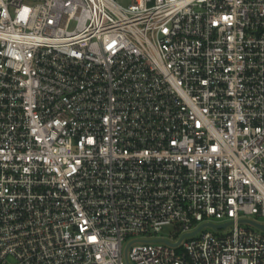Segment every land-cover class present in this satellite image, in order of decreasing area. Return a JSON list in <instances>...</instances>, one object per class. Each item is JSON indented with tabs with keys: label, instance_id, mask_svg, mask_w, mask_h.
Listing matches in <instances>:
<instances>
[{
	"label": "built area",
	"instance_id": "2783aa9c",
	"mask_svg": "<svg viewBox=\"0 0 264 264\" xmlns=\"http://www.w3.org/2000/svg\"><path fill=\"white\" fill-rule=\"evenodd\" d=\"M251 215L264 0H0V264H264Z\"/></svg>",
	"mask_w": 264,
	"mask_h": 264
},
{
	"label": "rangeland",
	"instance_id": "374dc122",
	"mask_svg": "<svg viewBox=\"0 0 264 264\" xmlns=\"http://www.w3.org/2000/svg\"><path fill=\"white\" fill-rule=\"evenodd\" d=\"M117 1H119L120 3H122L124 5H127L130 2V0H117ZM250 218L253 220H257V221H263L264 220L263 218H260L257 215H251ZM212 219L215 221L214 218H212ZM242 225L245 227L252 228L254 230H258V231L261 230L260 228L255 227L254 225H252L250 223H242ZM208 230H211V228H208ZM173 232H174L173 226L168 225V226H164L163 230L159 233H156L155 235H157V237L163 236L165 238H176L177 235H174Z\"/></svg>",
	"mask_w": 264,
	"mask_h": 264
},
{
	"label": "water",
	"instance_id": "95a60500",
	"mask_svg": "<svg viewBox=\"0 0 264 264\" xmlns=\"http://www.w3.org/2000/svg\"><path fill=\"white\" fill-rule=\"evenodd\" d=\"M241 222L251 223V224L255 225L256 227H258V228L264 230V224L257 223V222H255V221H253V220H250V219H241ZM228 224H229V223H225V224H222V225H217V224L208 223L207 225H210V226H212L213 228L217 229V228H219V227H225V226H227ZM202 226H204V225H201L198 229H196L194 232H192V233H190V234H194V233H196V232H197ZM181 238H182V237H181ZM144 240H146V239H138V241H144ZM180 240H181V239H180ZM180 240H179V241H180ZM179 241L176 242V243H171V244H172V245H177V244L179 243Z\"/></svg>",
	"mask_w": 264,
	"mask_h": 264
}]
</instances>
